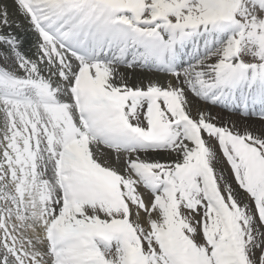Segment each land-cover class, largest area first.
Returning <instances> with one entry per match:
<instances>
[{
  "label": "snow or ice",
  "instance_id": "1",
  "mask_svg": "<svg viewBox=\"0 0 264 264\" xmlns=\"http://www.w3.org/2000/svg\"><path fill=\"white\" fill-rule=\"evenodd\" d=\"M0 264H264V0H0Z\"/></svg>",
  "mask_w": 264,
  "mask_h": 264
},
{
  "label": "rangeland",
  "instance_id": "2",
  "mask_svg": "<svg viewBox=\"0 0 264 264\" xmlns=\"http://www.w3.org/2000/svg\"><path fill=\"white\" fill-rule=\"evenodd\" d=\"M27 27V25H25V28ZM20 33H23V35H25V49H28L31 47L35 37L34 35L31 33V32H27V31H24V30H19ZM31 54V53H29Z\"/></svg>",
  "mask_w": 264,
  "mask_h": 264
},
{
  "label": "bare ground",
  "instance_id": "3",
  "mask_svg": "<svg viewBox=\"0 0 264 264\" xmlns=\"http://www.w3.org/2000/svg\"><path fill=\"white\" fill-rule=\"evenodd\" d=\"M23 37H24V40H25V35H23V33H20Z\"/></svg>",
  "mask_w": 264,
  "mask_h": 264
}]
</instances>
